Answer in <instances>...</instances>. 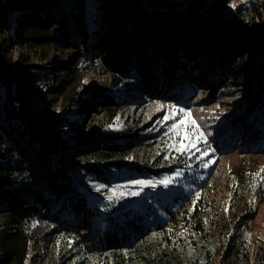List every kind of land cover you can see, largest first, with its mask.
I'll use <instances>...</instances> for the list:
<instances>
[{
  "label": "rangeland",
  "instance_id": "374dc122",
  "mask_svg": "<svg viewBox=\"0 0 264 264\" xmlns=\"http://www.w3.org/2000/svg\"><path fill=\"white\" fill-rule=\"evenodd\" d=\"M161 1L81 0L87 9L84 30L89 38L96 36L94 31L103 23L98 13L103 14L109 4L200 13L219 17L228 25L244 23L251 28L249 17L243 15L253 0H243L229 15L212 7L211 0ZM44 6L37 14L39 23L58 29L69 11L68 1L54 0L50 7ZM1 21L8 25L0 33V67L8 82L0 80V99L7 100L8 86L12 92L18 87L43 94L47 113L63 125L66 166L74 186L93 212L79 228L74 227V214L59 205L51 209L50 218L33 219L29 229L34 240L26 264H113L99 250V241L115 221L137 215L148 225H164L163 234H153L151 239L156 248L169 240L179 257L172 264H194L195 257L206 249H202L204 245L222 246L214 264H226L221 260L225 240L233 235L243 238L245 246L238 247L230 264H264V107L252 100L258 97V52L236 58L226 71L219 64L202 70L213 73L207 82L203 75L192 79L199 70L186 65L184 58L166 55L162 67L156 68L142 56L137 70L130 67L129 78L112 90L100 50L96 46L94 54L92 46H84V33L71 27V40L31 47L19 40L24 19L18 12L8 13ZM139 23L147 31L146 22ZM253 29L264 37V28L255 24ZM229 36L235 44L237 33L230 31ZM168 63L172 70L166 74ZM105 95L122 104L111 120L102 106ZM111 135L118 137L112 139ZM96 140L132 148L117 158L120 167L108 168L95 156L77 155L78 149L94 147ZM199 202V211L207 213L202 235L183 227L184 217L191 221L186 212ZM81 213L76 211L77 218ZM252 213L251 220L243 222ZM54 216L70 222L63 227L51 220ZM2 230L0 217V239Z\"/></svg>",
  "mask_w": 264,
  "mask_h": 264
},
{
  "label": "trees",
  "instance_id": "16d2710c",
  "mask_svg": "<svg viewBox=\"0 0 264 264\" xmlns=\"http://www.w3.org/2000/svg\"><path fill=\"white\" fill-rule=\"evenodd\" d=\"M66 1L69 11L61 26L50 30L41 26L37 14L44 3V7H50L54 0H44L42 4L40 0H0V33L4 34L8 29L1 18L13 12H18L24 19L19 40L31 47L71 40V27H74L78 34L84 33L86 48L92 46L94 54L97 53L95 47L99 48L112 90L129 78L130 67L137 70V60L142 56L152 61L156 68L162 67L166 55H172L175 59L184 58L186 65L199 70L192 77L195 80L208 74L202 70L214 64H219L221 70L226 71L233 61L236 62V58L245 53L255 55L258 52V97L252 100L264 107V37L253 29L255 24L264 28V0H253L245 12L247 15H243L251 21L249 29L245 28L247 25L244 26V23L228 25L219 18L200 13H172L153 6L147 9L109 4L103 14L98 13L103 23L94 31L97 34L93 38H89L84 30L87 15L85 5L81 0ZM231 1L211 0L214 8L225 7ZM170 2L174 1L162 0L160 4H173ZM140 21L146 22L147 31L143 30ZM230 31L237 33L235 44L230 42ZM116 45H119L118 49ZM232 45L233 49L230 47ZM67 46H70L69 43ZM171 64L166 65V74L171 72ZM0 80L8 82L1 67ZM6 92L7 100L0 99V217L3 225L0 264H26L28 250L34 240L29 229L33 219L50 218L51 209L59 205L74 214L77 219L73 221L77 224L74 227L79 228L80 222H87L93 212L87 206L86 198L74 186V179L66 166L67 140L62 131L63 125L56 116L47 113L42 105L43 94H32L18 87L12 92L10 86ZM102 106L111 120L116 117L122 104L105 95ZM73 128L79 127L73 125ZM110 137L115 139L118 136ZM131 148L130 144L118 145L113 141L103 143L96 140L94 147L78 149L77 155L85 158L95 156L108 168L120 167L117 158L127 154ZM200 205L195 206L190 213L184 210L187 215L190 214L191 225L188 217L183 218V227L198 235L204 233V218L207 215L206 211H199ZM79 210L82 213L77 218L75 214ZM166 210L169 212L167 207ZM252 216L253 213L246 215L243 222L251 220ZM52 219L63 227L70 222L58 216ZM163 229L164 225L159 222L154 226L144 223L141 215L133 219L126 217L124 221L112 224V230L99 241V250L107 254L113 264H172L173 259L179 260V257L175 249L170 247L169 240L165 237L164 246L156 248L151 239L153 234L162 235ZM236 240H239V245H236ZM225 242L221 260L230 264L238 247L245 246V241L233 235ZM204 248L195 257L194 264H214L223 247L209 248L204 245Z\"/></svg>",
  "mask_w": 264,
  "mask_h": 264
},
{
  "label": "bare ground",
  "instance_id": "6f19581e",
  "mask_svg": "<svg viewBox=\"0 0 264 264\" xmlns=\"http://www.w3.org/2000/svg\"><path fill=\"white\" fill-rule=\"evenodd\" d=\"M243 0H236V2L234 3V4H228L227 6H225V7H221V8H219V10L221 11V12H224L226 15H229L232 11H233V9H234V7L232 6V5H235V6H237V5H239L241 2H242ZM19 31H21V29L19 30ZM205 77H204V81L205 82H207L208 80H210V79H212L213 78V73H208V74H206V75H204ZM262 220H264V208H263V210H262Z\"/></svg>",
  "mask_w": 264,
  "mask_h": 264
},
{
  "label": "snow or ice",
  "instance_id": "6c2138e0",
  "mask_svg": "<svg viewBox=\"0 0 264 264\" xmlns=\"http://www.w3.org/2000/svg\"><path fill=\"white\" fill-rule=\"evenodd\" d=\"M232 6L235 7V5H232ZM181 111H182V110H181ZM185 115H187V113H185ZM164 119L167 120V119H169V117H168V116H165ZM193 123H194V122H193ZM175 127H176V126L173 125V128H175ZM205 143H207V141H205ZM205 151H207V149H205ZM137 183H139V184H141V185H144V184H145L144 181H138Z\"/></svg>",
  "mask_w": 264,
  "mask_h": 264
},
{
  "label": "water",
  "instance_id": "95a60500",
  "mask_svg": "<svg viewBox=\"0 0 264 264\" xmlns=\"http://www.w3.org/2000/svg\"><path fill=\"white\" fill-rule=\"evenodd\" d=\"M213 17H216V16H213ZM216 18H219V17H216Z\"/></svg>",
  "mask_w": 264,
  "mask_h": 264
}]
</instances>
